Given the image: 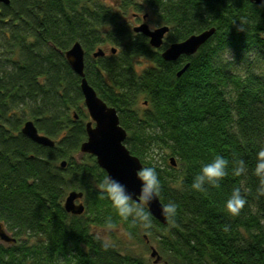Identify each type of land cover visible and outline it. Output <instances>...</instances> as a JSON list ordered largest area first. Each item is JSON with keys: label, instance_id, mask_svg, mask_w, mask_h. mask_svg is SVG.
<instances>
[{"label": "trees", "instance_id": "16d2710c", "mask_svg": "<svg viewBox=\"0 0 264 264\" xmlns=\"http://www.w3.org/2000/svg\"><path fill=\"white\" fill-rule=\"evenodd\" d=\"M146 12L169 28L159 48L129 27V15ZM241 16L249 18L243 30L238 28ZM210 27L214 32L195 53L162 59L161 50L169 43ZM75 41L84 50L88 83L115 108L126 130L123 143L142 167L155 168L161 181L160 202L177 205L174 223L168 219L160 223L152 216L144 228L120 219L100 194L106 172L93 155H78L89 117L80 77L64 57ZM101 46L111 47L107 54L93 57ZM227 51L230 56L224 57ZM137 58L152 63L137 69ZM185 62L187 68L176 76ZM27 119L54 140L52 147L20 132ZM261 146V3H0V221L15 238L10 244L0 241V264H264V194L257 191L251 172ZM157 150L168 153L161 156ZM215 155L228 161L226 175L218 187L193 190V176ZM236 161L247 165V173L233 174ZM234 187L241 188L245 204L237 215H229L223 204ZM71 190L82 192L77 200L84 206L80 214L63 208ZM108 218L111 228H121L138 243L152 241L160 260L154 263L150 256L122 252L110 242L105 247L94 229L104 227Z\"/></svg>", "mask_w": 264, "mask_h": 264}, {"label": "water", "instance_id": "95a60500", "mask_svg": "<svg viewBox=\"0 0 264 264\" xmlns=\"http://www.w3.org/2000/svg\"><path fill=\"white\" fill-rule=\"evenodd\" d=\"M252 3L259 4L261 0H249ZM9 0H0V3L7 4ZM167 25H161L154 29L149 28L148 24L142 22L132 27V30L141 33L148 38V43L153 48H159L164 41V35L168 31ZM214 32V27L192 33L182 40L169 43L161 50L163 60H176L179 56L191 55L196 52ZM115 52V48L111 49ZM104 51L97 48L93 51L92 56L103 55ZM64 57L71 67L72 71L80 77L79 89L82 94L83 106L88 114L89 120L85 123L86 138L79 146L80 153H88L95 157L96 163L106 172V176H111L123 183L128 192L135 197L138 191L139 182L136 179V171L142 167L139 158L130 153L123 143L126 137V130L119 124L117 112L113 106L108 105L90 85L84 74V50L79 41L73 42L65 50ZM188 66L185 62L177 71L179 76ZM20 132L32 141L52 147L54 140L49 136L38 131L31 119L24 120ZM169 161L174 165L173 158ZM65 161L60 162L64 166ZM82 197V192L71 190L67 193L63 201L65 211L72 214H80L83 211V204L77 201ZM77 201V202H76ZM161 205L159 198L153 199L148 205L152 216L160 223H166V218L161 215ZM0 241L4 243H14L15 238L6 232L3 223L0 221ZM149 256L156 263L160 256L153 245H149Z\"/></svg>", "mask_w": 264, "mask_h": 264}, {"label": "clouds", "instance_id": "9594fccd", "mask_svg": "<svg viewBox=\"0 0 264 264\" xmlns=\"http://www.w3.org/2000/svg\"><path fill=\"white\" fill-rule=\"evenodd\" d=\"M264 5V0H261ZM247 16H241L238 28L243 30L247 26ZM227 54L229 55L228 51ZM149 132L152 130L149 129ZM228 161L221 155H215L207 163H204L199 171L193 176L191 188L196 191H203L205 185L218 187L221 179L226 175ZM247 165L243 161H236L233 168V174L240 175L247 173ZM252 175L257 178V191L264 194V146L257 149L254 155V162L251 169ZM139 182L138 191L135 197L126 189L125 185L119 180L105 176L100 184V194L110 203L114 213L122 220H131L133 224H139L147 228L151 224L152 214L148 205L153 199H157L161 189V181L153 166H145L138 169L135 173ZM245 204V197L241 193L240 187H234L231 193L226 197L223 208L229 215H237ZM161 215L174 223V217L177 214V205L168 202L161 205ZM111 218L106 219L104 228L96 232L95 238L102 241L105 247L109 246V241L104 234L105 229H111Z\"/></svg>", "mask_w": 264, "mask_h": 264}, {"label": "rangeland", "instance_id": "374dc122", "mask_svg": "<svg viewBox=\"0 0 264 264\" xmlns=\"http://www.w3.org/2000/svg\"><path fill=\"white\" fill-rule=\"evenodd\" d=\"M143 13V12H142ZM140 13V14H142ZM128 20H129V27L131 28V26L135 25V20H133L132 18H130L128 16ZM147 22L149 23V25L151 27L153 26H157L160 25L159 23H156L154 18L151 17V14H149L148 20ZM111 46H107V47H100L103 49H106V51L110 48ZM229 53V51H228ZM229 55L227 54V52L224 54V57H229ZM138 61H140L139 63H137L136 68L140 69L146 65L149 64V60H146L144 58H137ZM158 154H160L161 156L163 154L168 153L167 150H157ZM81 153L78 152V155H80ZM161 156L159 157V160L161 161ZM77 202V201H76ZM104 227H97L94 229V232L96 233L97 231L101 230ZM7 230V229H6ZM7 232L9 234H11L8 230ZM104 234L106 235L108 241L110 243H114L122 252L126 249L130 250L132 253L134 254H139L142 255L146 258H149V245H154V243L152 241H148L145 243H138L136 239L131 238L129 235L127 236V234L121 229H116V228H111V229H105Z\"/></svg>", "mask_w": 264, "mask_h": 264}, {"label": "flooded vegetation", "instance_id": "af4514ba", "mask_svg": "<svg viewBox=\"0 0 264 264\" xmlns=\"http://www.w3.org/2000/svg\"><path fill=\"white\" fill-rule=\"evenodd\" d=\"M129 17L132 18L133 20H135V25H138V24H140V23H142V22H145V23L148 24L149 28H151V29H154V28H156V27H158V26L163 25V24H160V25H157V26H153V27H151V26L149 25V23L147 22L148 17H149V14H148L147 12L144 13V14H140V13H132L131 15H129ZM135 25H133V26H135ZM133 26H132V27H133ZM101 49L104 51V54H103V55H105V54H107V53L109 52L108 50L106 51V49H103V48H101ZM112 53H113V52H112ZM151 63H152V62H149V65H151Z\"/></svg>", "mask_w": 264, "mask_h": 264}]
</instances>
